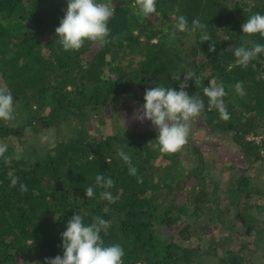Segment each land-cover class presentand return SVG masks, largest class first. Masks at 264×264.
<instances>
[{
	"label": "trees",
	"instance_id": "16d2710c",
	"mask_svg": "<svg viewBox=\"0 0 264 264\" xmlns=\"http://www.w3.org/2000/svg\"><path fill=\"white\" fill-rule=\"evenodd\" d=\"M65 3L0 0V87L11 89L16 105L13 121H0V143L8 145L0 157V264L62 255L60 234L74 212L86 223L93 216L110 222L102 236L124 247V264H264V53L245 68L232 52L241 43H264L241 30L248 15L264 13V0H158L161 16L148 18L136 0H112L109 42L86 41L75 52L56 40ZM181 14L189 26L196 18L208 24L214 51L198 33L169 39L166 28ZM188 70L196 78L186 91L205 100L203 142H231L244 172L232 166L223 179L197 141L168 154L155 145V131L118 138L91 126L93 118L105 123L114 103L143 104L146 88L178 89ZM209 80L225 87L228 120L207 108ZM43 133L54 140L42 144ZM120 150L131 156L135 175ZM98 173L113 178L115 203L100 197Z\"/></svg>",
	"mask_w": 264,
	"mask_h": 264
},
{
	"label": "clouds",
	"instance_id": "9594fccd",
	"mask_svg": "<svg viewBox=\"0 0 264 264\" xmlns=\"http://www.w3.org/2000/svg\"><path fill=\"white\" fill-rule=\"evenodd\" d=\"M67 9L55 29L56 40H59L64 51H79L86 43L96 42L107 44L111 37L109 27L110 19L116 10L112 0H66ZM148 18L150 14L161 16L158 10V0H136L134 5ZM208 24L199 18L189 21L183 14L175 16L171 26L166 28L169 39L176 37L177 33H198L201 42L211 41L209 51H214L215 43L212 42L211 33L207 30ZM242 34L249 36L259 34L264 37V13L254 12L248 15L241 25ZM236 63L241 67L248 65L260 54L264 53V43H253L246 46L244 43L232 48ZM181 75L177 78L180 81ZM196 73L188 70L183 73V80L179 88L165 86L158 83L155 87L146 88L144 103L139 109L137 118L141 121L147 119L155 126L157 147L162 153H176L188 143L191 125L194 120L202 118L205 112V100L198 94L190 95L186 91L188 82L195 81ZM236 92L243 96L245 90L243 82L235 84ZM207 97V108H216L223 120L230 118L224 97L227 95L222 82L209 80L208 86L203 88ZM15 100L11 89L0 87V121H10L15 118ZM27 131V129H26ZM151 143V142H150ZM8 145L0 143V157H4ZM119 157L129 165V174L135 175L136 168L132 165L131 156L120 150ZM17 183V178L11 180L12 186ZM95 184L104 189L100 197L110 203H115L119 198L110 190L114 186L111 176L98 173ZM21 191H27L25 184H20ZM86 197H94L95 189L89 185L84 189ZM110 222L101 216H93L90 222H85L84 216L74 212L67 221L65 230L60 234L62 255L46 257L43 264H124L125 249L120 243H106L102 233L107 234Z\"/></svg>",
	"mask_w": 264,
	"mask_h": 264
},
{
	"label": "rangeland",
	"instance_id": "374dc122",
	"mask_svg": "<svg viewBox=\"0 0 264 264\" xmlns=\"http://www.w3.org/2000/svg\"><path fill=\"white\" fill-rule=\"evenodd\" d=\"M67 5V3H65ZM95 48V44H94ZM95 50V49H94ZM116 103L113 104L112 108V116H110L109 111H105V123L98 124L95 120L96 118L91 119V126H96L97 130L101 129L102 132L100 134H110L115 133L118 138L124 137L130 131H143V130H150L157 132L155 126L151 124V122L147 119L141 121L137 118L139 109L141 107V103H132L130 107H128L127 103ZM130 108V109H129ZM45 116V114H43ZM13 121V120H12ZM95 122V124H94ZM1 124V123H0ZM15 125V124H14ZM17 126V125H16ZM116 129V131H112ZM206 133L209 134V131L203 129V124L200 119L194 120L191 125L190 131V140L185 145V147H191L193 143L197 141L200 145L202 144L201 148L204 152L209 154V160L215 162L216 166H218V173L219 176L223 179H226L232 172L231 167L236 166L239 169H244L245 166L242 164V157L238 155V152L234 150L233 145L228 140L221 141L219 137L213 136L209 137L208 140L203 142ZM65 134L60 135V138H64ZM209 138L211 140H209ZM15 143L17 144V139H15ZM41 143L46 144L49 141L54 140L51 138L47 133H43L40 137ZM257 141L260 139L257 138ZM191 141V142H190ZM156 143V142H155ZM192 143V144H191ZM157 146V144H155ZM184 157V156H183ZM161 160L157 161V164L160 165ZM192 161L187 160V165H189ZM190 166V165H189ZM244 172V170H242ZM224 234V232H223ZM222 234V235H223Z\"/></svg>",
	"mask_w": 264,
	"mask_h": 264
}]
</instances>
